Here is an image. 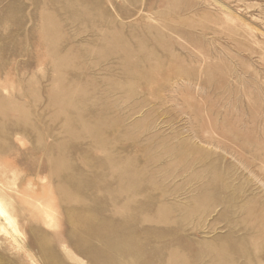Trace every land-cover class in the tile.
Listing matches in <instances>:
<instances>
[{"label":"rangeland","instance_id":"374dc122","mask_svg":"<svg viewBox=\"0 0 264 264\" xmlns=\"http://www.w3.org/2000/svg\"><path fill=\"white\" fill-rule=\"evenodd\" d=\"M1 188L34 264H264V0H0Z\"/></svg>","mask_w":264,"mask_h":264},{"label":"bare ground","instance_id":"6f19581e","mask_svg":"<svg viewBox=\"0 0 264 264\" xmlns=\"http://www.w3.org/2000/svg\"><path fill=\"white\" fill-rule=\"evenodd\" d=\"M13 190L14 192H17L16 188ZM39 195L42 196L41 193ZM33 208L40 209L39 213L41 214V223H43L47 228L52 229L54 233L60 232V235L63 236L60 231V222L56 216V211L51 205L49 206V209L44 207H32V209ZM0 233L4 235L5 238H8V244L23 250L29 261H31V264H34V256L47 257V251L45 252L43 248L42 250L38 248L37 251L34 249L35 245L32 239L28 237V239L26 238L25 240V238L21 237L22 232L20 230V222L18 221L14 200L12 196L5 192L2 188L0 189ZM65 243V239L62 240L61 247L64 251H67ZM43 245L46 246L44 242Z\"/></svg>","mask_w":264,"mask_h":264}]
</instances>
